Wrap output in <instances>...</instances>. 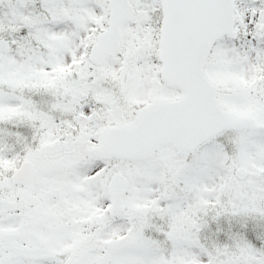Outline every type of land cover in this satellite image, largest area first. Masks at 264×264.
<instances>
[{"label":"snow or ice","instance_id":"6c2138e0","mask_svg":"<svg viewBox=\"0 0 264 264\" xmlns=\"http://www.w3.org/2000/svg\"><path fill=\"white\" fill-rule=\"evenodd\" d=\"M0 264H264V0H0Z\"/></svg>","mask_w":264,"mask_h":264}]
</instances>
